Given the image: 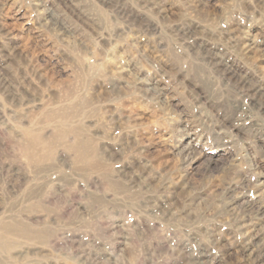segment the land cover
I'll return each mask as SVG.
<instances>
[{"label": "rangeland", "instance_id": "374dc122", "mask_svg": "<svg viewBox=\"0 0 264 264\" xmlns=\"http://www.w3.org/2000/svg\"><path fill=\"white\" fill-rule=\"evenodd\" d=\"M259 208L264 0H0V264H247Z\"/></svg>", "mask_w": 264, "mask_h": 264}, {"label": "bare ground", "instance_id": "6f19581e", "mask_svg": "<svg viewBox=\"0 0 264 264\" xmlns=\"http://www.w3.org/2000/svg\"><path fill=\"white\" fill-rule=\"evenodd\" d=\"M249 49H251V48H249ZM224 71L230 72L231 69L229 70V69L225 68ZM158 91H160V90H158ZM37 140L38 139H36V141ZM236 200H238V197L235 196V198H233L231 201L234 203ZM231 204H229V206ZM240 211H241V209H240ZM250 211L246 210V212H248L249 215L247 213H242V212H241V214H236L237 212L235 213V215L233 214L234 215V217H233L234 220L233 221H236V222L237 221H243L244 222L245 225L242 226V229L243 228L247 229V232H246L245 235L247 236V240L246 241H248L247 243H244V244L242 243L241 244L240 249H237L236 255L238 256V260L241 261V262L244 261V260L245 261L247 260L246 261L247 264H261V262L264 261V238L259 233V230H257V225H258V223L261 220H264V208H259L256 211H253V213H251ZM207 258H208V254L205 252V250L201 249L198 252L197 258L195 260L198 261L199 264L200 263L201 264H211L212 262L211 263L205 262V259H207Z\"/></svg>", "mask_w": 264, "mask_h": 264}]
</instances>
